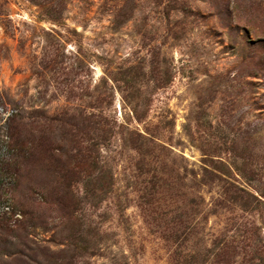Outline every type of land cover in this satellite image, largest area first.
<instances>
[{
  "label": "rangeland",
  "instance_id": "rangeland-1",
  "mask_svg": "<svg viewBox=\"0 0 264 264\" xmlns=\"http://www.w3.org/2000/svg\"><path fill=\"white\" fill-rule=\"evenodd\" d=\"M0 108V264H264V0H0Z\"/></svg>",
  "mask_w": 264,
  "mask_h": 264
},
{
  "label": "trees",
  "instance_id": "trees-1",
  "mask_svg": "<svg viewBox=\"0 0 264 264\" xmlns=\"http://www.w3.org/2000/svg\"><path fill=\"white\" fill-rule=\"evenodd\" d=\"M23 151H25V150H24L23 147H21V149H20V155H22V156L26 154V153H24ZM20 155H19V156H20ZM89 157H90V159H91V155H90Z\"/></svg>",
  "mask_w": 264,
  "mask_h": 264
},
{
  "label": "built area",
  "instance_id": "built-area-1",
  "mask_svg": "<svg viewBox=\"0 0 264 264\" xmlns=\"http://www.w3.org/2000/svg\"><path fill=\"white\" fill-rule=\"evenodd\" d=\"M4 113H5L4 108H0V114H3L4 115Z\"/></svg>",
  "mask_w": 264,
  "mask_h": 264
}]
</instances>
